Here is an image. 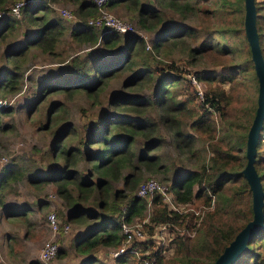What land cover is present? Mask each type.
I'll use <instances>...</instances> for the list:
<instances>
[{
  "label": "trees",
  "instance_id": "trees-1",
  "mask_svg": "<svg viewBox=\"0 0 264 264\" xmlns=\"http://www.w3.org/2000/svg\"><path fill=\"white\" fill-rule=\"evenodd\" d=\"M11 1L14 0H0V13L9 9L7 6ZM65 1L72 2L76 6L74 15L78 18V22L70 29L72 40L86 42L90 46L97 45L95 48H90L87 53L74 54L68 61V69L62 71L61 79L54 82H49L48 79L46 85L42 87V92L49 88L83 90L88 96L96 98L112 77L124 69H130L133 75L124 86H141L145 81L150 83L157 81L154 88L155 98L128 93L112 95L109 105L117 112L110 114L102 111L101 115L88 125V131L79 137L76 144L69 147L63 143L66 128L60 130L52 139L50 169L46 173L31 177L30 181L34 184L39 182L54 184L55 192L68 206L67 222L82 220L88 222V227L75 237L74 243L75 250L79 254L88 255L84 264H96L97 258L93 254L97 248L122 245L124 235L121 233V217L125 215L127 221L135 217H144L148 203L152 205L151 231L155 224L164 223L185 227L195 233L193 236L178 235L174 252L170 254L157 251V264H210L222 253L239 230L253 218L252 191L243 173L245 164L244 162L241 164V157L238 154L241 141L235 142L231 137H219L210 111L224 110L222 105L224 102H230V95L223 85L210 83L205 98L198 107L195 103L194 90H189V94L184 99H178L171 86L180 79L182 71L180 66L168 62L163 67L152 68L148 61H138L137 55L146 51L143 38L134 33H120L106 27L98 29L87 24L84 17L87 15L93 17L96 13L93 0ZM170 1L173 7L178 6V1ZM225 1L221 2L223 8L228 4L227 0ZM122 2L124 0H109L108 5H118ZM188 4H183L181 11L188 6L192 8V5ZM256 6L257 26L264 55V29L261 22L264 15L260 13L261 5L257 0ZM50 11L51 8L47 6L45 0H29L25 4L23 13L27 23L35 27V34L26 38L27 44L5 52L7 61L0 70V88L5 92H17L22 77L19 58L31 45H36L47 54L54 53L56 42L63 34L64 26L57 19L49 16ZM136 18L138 25L148 30L155 29L162 19L161 14L151 6H141ZM12 20L7 15L2 17L0 40H4L5 36L13 31ZM241 23L242 26L235 31L228 27L224 29L220 27L219 30L222 34L237 37L244 44L247 42L250 53L247 63L255 68L243 21ZM177 28V30L165 28L157 31V38L153 43L154 49H159L163 40L170 36H173L175 41L185 42L190 31L194 37H198L202 32L198 30L197 34L192 27L184 25ZM217 32L219 31L207 30L199 45L189 47L190 52L205 53L210 50L211 45L219 46L221 42L215 39ZM193 58L196 60V57ZM10 63L13 66H9ZM219 63L223 66L220 73L212 76L198 71L197 78L220 83L235 80L238 68L227 70L224 62ZM140 65L143 68H138ZM166 69L169 72L162 75ZM155 106L158 107V115L151 112ZM184 117L190 119L188 127L185 126L188 120L183 121ZM50 120L48 111L46 121L50 122ZM161 123L172 135V142L178 153L187 154L188 160L192 161V157L197 153L195 151L197 139L202 138L204 145L211 151L207 160L199 164L194 160L193 163L198 166L182 171L171 180L168 187L176 203L192 202L195 207L208 208L198 228H195L197 225L195 219L198 218L196 211L171 208L164 201L161 193H155L150 200L137 197L134 193L144 171L163 170L158 163L157 154L154 153L165 139L160 129ZM42 125L45 128L50 127L48 123ZM140 137L145 138L146 142L142 150L137 152L135 144ZM263 140L264 126L261 130L255 165L262 160L259 154L262 152ZM83 148L87 149L85 160L90 164L85 173L77 167L78 160L83 155ZM244 157L246 158V154ZM163 168L167 170L166 165ZM257 170L261 180L264 181V169H260L261 173L258 168ZM21 174L16 164L5 166L0 173V189L6 186L7 182L19 179ZM119 181L123 182L122 187L115 184ZM38 204L40 205L41 201ZM21 211L20 214L25 213L24 209ZM17 212L14 210L10 214L14 215ZM248 244L249 249L243 251L233 264H264V228L257 232ZM154 254L155 252L152 251L151 255ZM129 257H134L133 261L138 260L137 264H140V257L127 253L117 257V261L119 264H125Z\"/></svg>",
  "mask_w": 264,
  "mask_h": 264
},
{
  "label": "rangeland",
  "instance_id": "rangeland-1",
  "mask_svg": "<svg viewBox=\"0 0 264 264\" xmlns=\"http://www.w3.org/2000/svg\"><path fill=\"white\" fill-rule=\"evenodd\" d=\"M14 1L8 4V10L0 13V21L2 17L7 15L13 19L14 24L13 31L5 36L4 40H0V70L7 61L5 52L27 44L26 38L35 34V27L27 23V18L23 13V8L29 0H22L25 1V4L21 7L19 16H13L9 13L11 6L15 3ZM45 1L47 6L51 8L49 16L57 19L64 26L63 34L56 42L54 53L47 54L36 45H31L26 53L19 58V69L22 72V77L17 92H5L0 88V98L6 101V105L0 107V173L5 166L13 163L17 165V169L22 173L19 179L7 182L6 186L0 189V199H2L0 203V264L85 263L88 255L79 254L75 250L74 243L75 237L88 227V222L86 220L67 222L68 206L55 192L54 184L41 182L34 184L30 181V178L46 173L50 169L52 139L60 130L66 128L63 143L69 147L76 144L79 137L88 131V125L92 124L101 115L102 111H107L110 114L117 112L115 108L109 105L112 95L128 93L155 98L154 88L157 81H154V83L145 81L141 86H124L133 75V71L130 69H124V71L112 77L96 98L88 96L83 90L49 88L42 92V87L48 79L49 82L61 79L62 71L68 69V61L74 54L87 53L90 48H95L97 45L90 46L89 43L72 40L70 29L78 22V18L74 15L76 7L74 3L65 0ZM176 1L179 3L175 8L171 5L170 0H124L121 4H114L113 6L108 5V0L104 4V10L130 23L136 31L133 33L143 38L147 52L139 53L137 55L138 61H148L152 68L163 67L168 62H174L182 68L180 79L171 86L178 99H184L189 94V90H194L195 103L198 107V104L205 97L210 83L212 85L215 83L223 85L227 94L231 97L230 102H224L225 105L222 106L225 109L222 111L216 109L210 111H212L219 137H231L235 142L241 141L238 154L241 157V164L244 162L246 165L247 158L244 155L246 154L248 131L256 113L259 80L255 74V68L247 63L250 57L247 42L244 44L237 37L222 34L219 30L220 27L222 29L228 27L235 31L236 28L242 26V21L245 29V0H227L228 4L225 8L222 7V0ZM257 1L261 5L260 13L264 15V0ZM185 3L192 5V8L188 6L187 9L181 11ZM141 6H151L161 14L162 19L155 29L148 30L138 25L136 17ZM62 10H67L74 16H64ZM97 10L95 15H97ZM91 17L87 15L84 19L87 21ZM225 18L228 19L224 21ZM220 22L222 23L220 24ZM261 22L264 29V17H262ZM183 25L192 27L197 34L198 30L202 32L198 34V37H194L190 31L191 33H187L185 42H182V40L175 41L174 37L170 36L163 40L159 49H154L153 43L157 38V31L165 28L177 30V27ZM207 30L219 31L215 33V39L219 40L221 44L217 47L211 45L210 50L205 53H191L189 47L199 45ZM221 48L226 49L221 50ZM193 57H196V60ZM219 62H224L227 70L233 67L238 68L235 80L220 83L197 78L196 73L198 71L212 76L220 73L223 66ZM9 66L13 65L10 63ZM138 68H143V66L140 65ZM166 72H169V70L163 71L162 75H166ZM194 78L197 80V85L193 81ZM199 90H201L200 94H198ZM155 107L152 108L151 112L158 115V107ZM48 111L51 116L50 122L46 121ZM186 120L188 118L184 117L183 121ZM189 121L190 119L186 123V127L189 126ZM45 123L50 124V127H43L42 124ZM160 129L165 139L154 150V153L157 154L158 163L163 170L161 169L162 171L158 172L144 171L134 193L139 190L145 180L150 178H155L169 187L175 176L188 168L198 166L196 163L199 164L201 161L207 160L211 154V151L200 138L196 140L195 144L197 153L190 161L186 158L187 154L180 155L178 153L172 142V135L164 128L162 123ZM145 142L146 139L140 137L135 144V150L140 152ZM261 147L262 152L259 155L262 160L256 164L260 173V169H264V140ZM86 151L87 149L83 148V155L80 156L77 164L78 169L83 170L84 173L90 167V164L85 160ZM194 160L196 163H193ZM164 165H166L167 170L163 168ZM262 183L264 186L263 180ZM115 184L118 187L123 186L121 181ZM39 201H41L40 205L38 204ZM164 201L171 208L196 211L198 218L195 219L197 224L195 228H198L208 210L206 206L195 207L192 202L180 204L176 203L175 200L172 201V198L165 200V197ZM22 209L25 213L20 214L19 212H22ZM14 210L18 212L11 215V211ZM151 211L152 205L148 203L145 216L135 217L130 222H140L144 225L145 230L149 231L152 224L150 221ZM50 213H54L61 224L69 225L67 231L60 229L54 232L51 230L47 220ZM171 228L175 240L178 235L193 236L195 234L194 231L178 225L171 226ZM46 241L57 244L55 256L48 261L40 257ZM117 248L114 246L97 248L93 254L97 258L95 263L119 264L117 257L113 255ZM152 249H155V247L152 246ZM172 252H174V248ZM133 258L129 257L125 264H137L138 260L133 261Z\"/></svg>",
  "mask_w": 264,
  "mask_h": 264
},
{
  "label": "built area",
  "instance_id": "built-area-1",
  "mask_svg": "<svg viewBox=\"0 0 264 264\" xmlns=\"http://www.w3.org/2000/svg\"><path fill=\"white\" fill-rule=\"evenodd\" d=\"M107 1L108 0H93L96 10L98 9L97 15L89 18L87 24L93 27H106L120 33L136 32L130 23L104 10V4H106ZM24 4L25 1H16L11 6L9 13L13 16H19L21 7H23ZM62 14L64 16H74L67 10H62ZM193 81L195 85L198 84L196 79ZM200 92L201 90L198 91V94H200ZM204 98L205 97H203V99ZM5 102L4 99L0 98V107L6 105ZM155 193H161L165 197V200L170 198H172V201L174 200V195L169 191L168 187L155 178L145 180L135 195L150 200ZM47 220L51 230L54 232L60 229L67 231L69 228L68 224H61L54 213L48 214ZM120 225L121 233L124 235V241L113 253L114 257H119L126 253L135 254L141 258L143 264H157V251L160 250L161 253L170 254L172 249L176 246L172 228L169 224H155L153 231L150 229L146 231L142 223H131L127 221L125 215H123L120 219ZM152 246H154L155 249H152ZM56 251L57 244L52 241H46L43 245L40 257L48 261L55 256ZM152 251L155 252L154 255H151Z\"/></svg>",
  "mask_w": 264,
  "mask_h": 264
},
{
  "label": "water",
  "instance_id": "water-1",
  "mask_svg": "<svg viewBox=\"0 0 264 264\" xmlns=\"http://www.w3.org/2000/svg\"><path fill=\"white\" fill-rule=\"evenodd\" d=\"M244 25L259 80L258 105L248 131L246 144L247 163L243 168V173L252 191L253 218L239 230L222 253L210 264H233L243 251L249 249L248 243L250 239L264 228V188L261 176L255 165L261 130L264 126V55L257 26L256 0H245Z\"/></svg>",
  "mask_w": 264,
  "mask_h": 264
}]
</instances>
